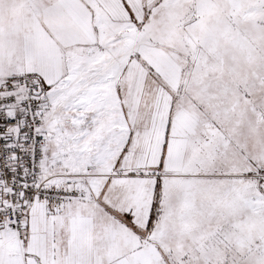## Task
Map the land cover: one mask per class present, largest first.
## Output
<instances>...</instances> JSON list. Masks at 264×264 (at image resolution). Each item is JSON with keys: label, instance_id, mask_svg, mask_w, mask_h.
<instances>
[{"label": "snow or ice", "instance_id": "1", "mask_svg": "<svg viewBox=\"0 0 264 264\" xmlns=\"http://www.w3.org/2000/svg\"><path fill=\"white\" fill-rule=\"evenodd\" d=\"M0 264H264V0H0Z\"/></svg>", "mask_w": 264, "mask_h": 264}]
</instances>
